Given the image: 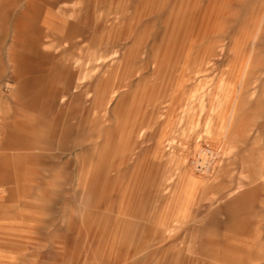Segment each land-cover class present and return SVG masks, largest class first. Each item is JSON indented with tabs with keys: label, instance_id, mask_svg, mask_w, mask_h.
I'll list each match as a JSON object with an SVG mask.
<instances>
[{
	"label": "rangeland",
	"instance_id": "1",
	"mask_svg": "<svg viewBox=\"0 0 264 264\" xmlns=\"http://www.w3.org/2000/svg\"><path fill=\"white\" fill-rule=\"evenodd\" d=\"M10 168L0 264H264V0H0Z\"/></svg>",
	"mask_w": 264,
	"mask_h": 264
},
{
	"label": "crops",
	"instance_id": "2",
	"mask_svg": "<svg viewBox=\"0 0 264 264\" xmlns=\"http://www.w3.org/2000/svg\"><path fill=\"white\" fill-rule=\"evenodd\" d=\"M15 73V70L13 71ZM8 144L9 146H11L12 144L14 146L17 147V143L13 140V138L10 137V139L8 140ZM15 148V147H14ZM17 156V155H16ZM15 157V156H14ZM0 177H12V173H11V168L7 170L6 173H1V169H0Z\"/></svg>",
	"mask_w": 264,
	"mask_h": 264
},
{
	"label": "bare ground",
	"instance_id": "3",
	"mask_svg": "<svg viewBox=\"0 0 264 264\" xmlns=\"http://www.w3.org/2000/svg\"><path fill=\"white\" fill-rule=\"evenodd\" d=\"M199 154V153H198Z\"/></svg>",
	"mask_w": 264,
	"mask_h": 264
}]
</instances>
